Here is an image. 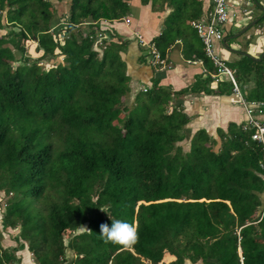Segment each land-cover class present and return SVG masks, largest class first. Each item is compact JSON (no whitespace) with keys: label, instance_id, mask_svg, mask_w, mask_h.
Returning a JSON list of instances; mask_svg holds the SVG:
<instances>
[{"label":"trees","instance_id":"1","mask_svg":"<svg viewBox=\"0 0 264 264\" xmlns=\"http://www.w3.org/2000/svg\"><path fill=\"white\" fill-rule=\"evenodd\" d=\"M131 1L0 0V222L16 230L14 245L0 242V264H20L23 248L35 264H62L66 249L70 264H264V157L253 127L217 129V148L197 129L184 151L185 89L153 83L128 103L126 42L114 24L129 20ZM139 1L170 7L151 43L161 57L186 36L185 57L215 72L189 37L201 0ZM242 59L261 84L253 103H264L262 58ZM211 80L203 73L188 89L227 94ZM112 220L137 226L138 242H105L99 226Z\"/></svg>","mask_w":264,"mask_h":264},{"label":"crops","instance_id":"2","mask_svg":"<svg viewBox=\"0 0 264 264\" xmlns=\"http://www.w3.org/2000/svg\"><path fill=\"white\" fill-rule=\"evenodd\" d=\"M139 2V0H132L130 2L131 14L128 23L120 22L114 24V31L122 41L126 42L122 50L119 51V55L124 62L125 75L128 77L129 90L126 96L128 103H132L138 91L142 90L143 87H150L153 83L165 86L171 91H177L179 89L187 90L190 84L193 83L198 76H202L203 73H208L210 78H212L211 75L213 72L207 70L202 58L188 59L185 57L183 54L185 43L180 38H175L173 43L165 48V52L161 57L165 61V67L163 69H156L147 62V56L149 55L146 53L148 50L146 43H152V39L160 33L164 17L170 11V7L164 2L162 6L156 3L157 7L152 8L150 1H148L150 7L147 8L146 4L148 2L145 4H140ZM229 2L230 7L227 19L221 25L222 37L219 41L213 43L214 53L226 67L228 66L225 59H227L228 52H237L241 50L240 46L235 41L226 43L227 39L241 34L242 32H239L243 29V26L246 25V21L251 20V23L254 19V16H251L250 12H245L241 7L243 1L229 0ZM247 3L249 4V1ZM258 4V8L263 10L264 3L258 1ZM211 5L212 0H201V19H203L204 13L210 9ZM232 27L240 30L234 35H231L229 33ZM194 32L203 50V44L195 30ZM136 34H140L145 43L139 44L135 39ZM247 38L248 36L245 37L246 40ZM193 40L194 39H192V41ZM258 40L264 41V30L256 36L255 41L257 42ZM193 43L197 44L195 41ZM140 47H142V49ZM263 49V43L258 44L257 42V44H251L246 42V48L243 50V53H247V56L257 59L261 56L259 52L263 51ZM243 53L241 54L239 52L241 55H243ZM258 54L259 56H257ZM206 58L210 61L208 57ZM210 63L212 67H214L211 61ZM229 69L233 73V70L231 68ZM225 78L227 79L226 76ZM209 85L211 89L216 87L213 80L210 81ZM189 93L190 92L186 91V95ZM240 93L243 101L250 105L251 114L258 120L264 119V114L261 113V109L258 112L254 103L252 101H247L242 92ZM186 95H180L182 99L179 96L177 101L182 102L183 111L190 117L187 122V124H189L188 127L205 129L208 134L217 139V144H219L217 129L225 132L231 124L243 126V128L245 127V123L248 124L243 104L239 96L232 92V90L231 94L207 95L199 93V97L191 96V101L187 99ZM163 264L166 263L163 262ZM186 264L189 263L187 262Z\"/></svg>","mask_w":264,"mask_h":264},{"label":"rangeland","instance_id":"3","mask_svg":"<svg viewBox=\"0 0 264 264\" xmlns=\"http://www.w3.org/2000/svg\"><path fill=\"white\" fill-rule=\"evenodd\" d=\"M258 1L260 3L261 2L264 3V0H249V4L246 3L245 1H243L242 5H241L243 10H245L246 12H250L251 16H254V19H258L257 24L255 23V24H252V25L248 26V24L250 23L251 20L250 21L247 20L246 21V25L243 26V28H246V29H244V32H242L241 34H239V35H237V36H235L233 38H228L227 41H226V43L235 41L240 46V49L242 50V51L239 50L237 52H228L227 59H225V61H226L227 66L233 70L232 75H233L234 80L237 83V86L240 89V92H242L243 96L248 101H252V102L257 101V100L260 99L261 92H262L261 91V84H257L254 81L255 80L254 77H255L256 73H255V68L253 67V64H248L247 63L248 62L247 59H242L241 60V58L243 56L241 54L243 53V50L246 48V42H249L251 44H253V43L257 44V42H258V44H262V43L264 44L263 40H258L257 42L255 41L256 40V36L260 32H262L264 30V15H262L263 11L261 10V8H258V6L256 5V3ZM146 6H147V8L150 7L149 6V2L146 4ZM188 24H189V21H188V23H186V25H188ZM191 28H192V26H191ZM239 30L240 29H238V28L232 27L229 34L234 35ZM190 31H191V29H190ZM189 33L191 34V32H189ZM246 36H248L247 40L245 39ZM189 37L191 39H194V41L196 43H199L198 39L195 38L196 35L194 33L192 35H190ZM183 41H184V43H186L188 41L186 36L183 37ZM140 48L142 49V47H140ZM239 52L241 54H239ZM259 53L263 54L264 53V49H263V51H260ZM257 56H259V54ZM147 57H148V61L147 62H149L150 56H147ZM247 64H248V70H246L247 72L241 71V67L240 66L247 65ZM260 64L262 66H264V55L262 56V61L258 65H260ZM158 67L159 66H156V68H158ZM236 70H237V72H236ZM238 73H240V75ZM217 78H218V81H220L221 83H224L223 84V86H224V90L223 91L227 92L228 94H231V86L228 83V79H226L225 76L222 75V74L218 75ZM220 82H216L215 84H219ZM163 87H165V86H163ZM186 91L190 92L189 89H187ZM186 91L183 92L181 95H186ZM198 95L199 94H197V93L192 94L190 92L188 95H186V97H187V99L189 101H191L192 100L191 96H198ZM181 97L182 96H180V98ZM187 107H189V106H187ZM261 113L264 114V107H261ZM188 125L189 124L185 125L186 126L185 129H184L185 136L179 142V144L181 145V148L184 151L188 149V140L191 137L192 133H194L196 131V129H197V128H194V127L191 128V126L188 127ZM190 125H191V123H190ZM217 145L218 144H216V148H217ZM82 229H83V226H80L78 228V231H80ZM15 233H16V230L13 231V230H11L9 228H6V230L2 229V225H1V222H0V242H2V245L4 247H6L8 244L9 245L10 244L11 245L15 244V242L12 240L13 236L15 235ZM15 255L16 256H18V255L21 256L20 264H35L33 259H32V256L24 248L22 250L17 251L15 253ZM71 258H72L71 252L68 249H66L65 250V258H64L65 261L62 264H70Z\"/></svg>","mask_w":264,"mask_h":264},{"label":"built area","instance_id":"4","mask_svg":"<svg viewBox=\"0 0 264 264\" xmlns=\"http://www.w3.org/2000/svg\"><path fill=\"white\" fill-rule=\"evenodd\" d=\"M241 1H245L247 3L249 0ZM229 7V0H212V5L210 9L204 13L203 19L191 22V26L196 31L203 44V50L206 57L210 59L215 67V72L211 75V79L216 83L218 81V75L222 74L227 77L231 84L232 92L239 96L243 104L247 123L253 127L252 133L250 134V139L261 144L264 157V119L258 120L251 114L250 105L243 101L239 87L232 76V71L223 64L220 58L213 51V43L215 41H219L222 37L221 25L227 19ZM124 22L128 23V19L125 18ZM135 39L139 44L145 43L140 34H136ZM146 45L148 47L146 53L150 56V65L155 68L156 66H159L156 69H163L165 67V61L161 58L154 45L151 43H146ZM142 90L144 91V88H142ZM263 104V102H256L254 103V106L258 108ZM259 111L260 110H258V112Z\"/></svg>","mask_w":264,"mask_h":264},{"label":"clouds","instance_id":"5","mask_svg":"<svg viewBox=\"0 0 264 264\" xmlns=\"http://www.w3.org/2000/svg\"><path fill=\"white\" fill-rule=\"evenodd\" d=\"M101 211H104L101 209ZM100 237L105 242H112L125 247H131L139 240L138 227L127 221L112 220L111 224L102 223L99 226Z\"/></svg>","mask_w":264,"mask_h":264},{"label":"water","instance_id":"6","mask_svg":"<svg viewBox=\"0 0 264 264\" xmlns=\"http://www.w3.org/2000/svg\"><path fill=\"white\" fill-rule=\"evenodd\" d=\"M262 11H263V10H262ZM256 20H257V19H254L251 23L248 24V26L254 24V23L256 22ZM246 27H247V26H246ZM244 29H246V28H243L239 33L243 32ZM243 55H246V56H247V53H243ZM263 55H264V53L261 54V56H260L259 58H257V60H259L260 58H262Z\"/></svg>","mask_w":264,"mask_h":264}]
</instances>
